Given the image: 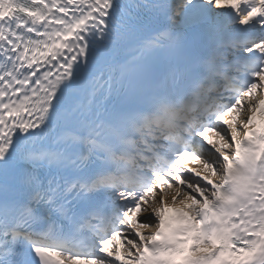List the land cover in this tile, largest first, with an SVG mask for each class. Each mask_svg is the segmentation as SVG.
<instances>
[{"label": "snow or ice", "instance_id": "snow-or-ice-1", "mask_svg": "<svg viewBox=\"0 0 264 264\" xmlns=\"http://www.w3.org/2000/svg\"><path fill=\"white\" fill-rule=\"evenodd\" d=\"M0 264H264V0H0Z\"/></svg>", "mask_w": 264, "mask_h": 264}, {"label": "bare ground", "instance_id": "bare-ground-1", "mask_svg": "<svg viewBox=\"0 0 264 264\" xmlns=\"http://www.w3.org/2000/svg\"><path fill=\"white\" fill-rule=\"evenodd\" d=\"M258 123L260 122L259 120L257 121ZM190 162H193L190 166H193V167H196V162L195 161H191L190 159H186V163H190ZM117 244L120 243L119 239L116 241Z\"/></svg>", "mask_w": 264, "mask_h": 264}, {"label": "rangeland", "instance_id": "rangeland-1", "mask_svg": "<svg viewBox=\"0 0 264 264\" xmlns=\"http://www.w3.org/2000/svg\"><path fill=\"white\" fill-rule=\"evenodd\" d=\"M193 162H190V163H188L189 165H191Z\"/></svg>", "mask_w": 264, "mask_h": 264}]
</instances>
